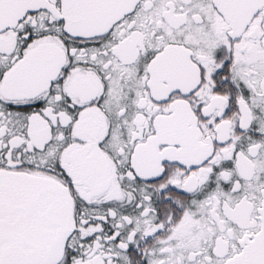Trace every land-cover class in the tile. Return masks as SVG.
<instances>
[{"label": "snow or ice", "instance_id": "snow-or-ice-1", "mask_svg": "<svg viewBox=\"0 0 264 264\" xmlns=\"http://www.w3.org/2000/svg\"><path fill=\"white\" fill-rule=\"evenodd\" d=\"M0 264H264V0H0Z\"/></svg>", "mask_w": 264, "mask_h": 264}]
</instances>
